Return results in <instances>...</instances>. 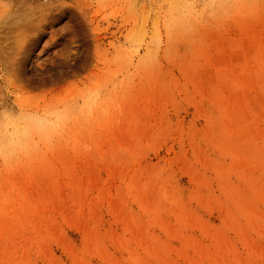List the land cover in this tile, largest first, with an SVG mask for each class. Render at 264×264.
Wrapping results in <instances>:
<instances>
[{
    "label": "rangeland",
    "instance_id": "obj_1",
    "mask_svg": "<svg viewBox=\"0 0 264 264\" xmlns=\"http://www.w3.org/2000/svg\"><path fill=\"white\" fill-rule=\"evenodd\" d=\"M65 3L0 65V264H264V0Z\"/></svg>",
    "mask_w": 264,
    "mask_h": 264
},
{
    "label": "bare ground",
    "instance_id": "obj_2",
    "mask_svg": "<svg viewBox=\"0 0 264 264\" xmlns=\"http://www.w3.org/2000/svg\"><path fill=\"white\" fill-rule=\"evenodd\" d=\"M39 0H10L12 4V10L15 14V18L20 17L17 12L25 7L26 5L32 4L34 2H38ZM41 10V19L40 22L43 24L38 25L36 28H31L29 30V38L35 40V44L32 48H29L30 40L25 42L24 45H18L17 47L8 46V51L15 50L14 54L11 53L6 56V58H2L3 63L0 62V65L4 67L9 74L16 75L21 82H25L28 80L27 76L24 73H15L17 72V67L20 62L16 56H19L25 52L32 53L37 42L43 39L45 34L49 35V42H46L44 48L49 45H53L57 43V40H54V36L61 31H66L67 24H63L59 26L60 21L64 18L66 14V10L69 9V6L66 5L65 0H44ZM60 29V30H59ZM65 33V32H64ZM10 57H15L13 60ZM4 65V66H3ZM2 71H0L1 73Z\"/></svg>",
    "mask_w": 264,
    "mask_h": 264
}]
</instances>
